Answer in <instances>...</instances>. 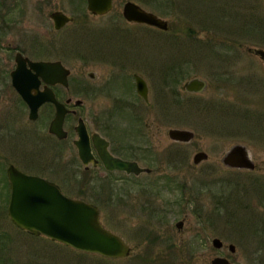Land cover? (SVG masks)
I'll list each match as a JSON object with an SVG mask.
<instances>
[{"label":"rangeland","instance_id":"rangeland-1","mask_svg":"<svg viewBox=\"0 0 264 264\" xmlns=\"http://www.w3.org/2000/svg\"><path fill=\"white\" fill-rule=\"evenodd\" d=\"M71 1L24 0L22 22L8 31L5 38L16 41L24 31L33 30L39 36L41 59L61 60L71 70V91L74 98L84 99L78 113L89 130L103 129L109 134L110 129L102 127L101 119L114 111L105 108L102 94L86 96L81 90L80 85L87 81L85 72L93 67L102 75L109 74L122 55L140 59L149 54L152 72L147 68L143 73L152 89V98L161 90L156 69L169 70L167 102L159 101L150 108L137 107V115L143 118L141 132L138 138L124 136L118 145L130 144L123 151L135 154L141 164H147L144 154L150 144L159 159L148 163L152 168L149 175L125 178L116 173V185L83 188L82 166L77 164L75 151L63 144L58 147L60 154L55 156L52 139L42 131L40 157L47 165L41 162L40 174L60 183L67 195L95 204L102 224L118 234L131 252L128 257L116 259L82 252L83 255L45 236L35 237L16 228L7 216L5 173L0 171V231L12 239L9 249L14 262L210 264L213 257L224 255L232 264H256L260 231L264 228V64L247 48L264 49V0H114L112 10L100 16L90 15L84 2ZM126 1L136 2L166 19L169 31L126 22L121 15ZM54 9L73 15L74 23L55 31L48 16ZM47 41L55 43L54 50L46 47ZM162 60L164 67L160 66ZM194 76L207 81L204 91H176L171 95L184 80ZM8 92L0 88V109L12 99ZM177 96L184 102L182 105L172 104ZM48 121L41 118L34 126L43 130ZM18 122L23 120L18 118ZM120 122L123 128L135 129L132 122ZM169 127L190 129L195 138L174 146L167 136ZM47 141L49 149L45 146ZM235 143L249 149L257 165L255 170L230 169L221 164L223 152ZM0 150L3 152L4 147L0 146ZM166 150L170 153L165 159ZM199 150L208 153V159L194 165L192 156ZM28 160L26 157L24 162ZM33 164L36 166L37 161ZM23 168L27 172L32 170L29 166ZM180 220L184 222L178 229L175 223ZM214 237L224 244H234L236 252L230 254L224 247L214 248ZM4 241L7 243V238Z\"/></svg>","mask_w":264,"mask_h":264},{"label":"flooded vegetation","instance_id":"flooded-vegetation-1","mask_svg":"<svg viewBox=\"0 0 264 264\" xmlns=\"http://www.w3.org/2000/svg\"><path fill=\"white\" fill-rule=\"evenodd\" d=\"M23 1L24 0H4V2L2 4H0V83L6 82V81L8 82V84H0V88L2 89V92H8L9 91L8 94H10V98H12L9 103L6 102L7 103L6 106H1V109H0V143H2V144H0V146L4 147V151L0 152V171H3L5 173V178L7 181L8 189H6L5 186H3L6 189L5 190L6 196H8L7 200H9V195H10L9 181L7 178L8 167L13 166V167L17 168L18 170H20L24 173L35 174V175L42 176L46 179H49V178L41 175L40 174L41 172L39 171L41 162H42L43 166L47 165V162H43V160L40 157V152L42 151V149H41L42 131H45L44 133H45L47 138L52 139L53 142H51L52 143L51 149H52L53 154L55 156H57V154H60V152L58 151V147H59V145L63 146V144L64 145L69 144V146L71 147V150L73 149L75 151L73 155L76 156L77 164L82 166L81 187H83V188H88V187L89 188H103L104 186H106L107 184H110V183L116 185V183L119 182L118 181L119 179L116 176V173H122L125 178L129 177L131 175L137 177L142 173L148 174V175L151 174L152 168H150L147 165H149L148 164L149 162L153 163L155 161H158L157 159H159V158H158V154L156 155L155 153H153L152 148H150V144L148 146H146L147 148L145 149V154H144L146 162H148V163L147 164H141V162H140L141 159L137 158L135 156V154H127L126 152L123 151L124 149L130 148V147H128V146H130V144L118 145V143L119 142L121 143V141L123 140L122 138L124 136L125 137L130 136V138H134V136H135L136 138H138L137 134H139L141 132L142 119L143 118H141L139 115H137L138 114L137 109H136L137 107H140V105H142L145 108H150L153 104H158L159 101H164V102L166 101L167 102V99H168L167 96L169 95V93H168L169 78H168L167 73L169 72V70L166 68L156 69V70H159L156 73L158 75L160 74L159 83H160L161 90L157 91V93L155 92L156 95L154 98H152V89L150 88V84H149L148 79L145 77V75L143 73V72L146 73L148 70H151V68H149V67H150L153 60L151 58H149V54H144L145 58H140V59L134 58L132 55L126 56V54H124L125 57H124V55H122L121 59L115 60V62H114L115 69L111 70L109 72V74H105V75L104 74L102 75L99 72L95 71L93 67L87 69V71L85 72V76L87 78V81L82 82V84L80 85V88L83 92L88 94L86 96H90L89 94H92V95L102 94L105 102L107 103L105 108L109 107L110 109H113L114 112H109L108 115L103 118V120L101 119V121L103 122L102 127H104V129H110V134L106 133L103 129H101V132L98 130L97 131L96 130H89L84 118L78 113V108H80L84 104V99L74 98V96L72 94V91H71L72 85L70 84V81H71V78H70L71 70H70L67 86H63V85H59V84H56L53 86L49 85V88L53 92L56 100H58L60 103H62L65 106V108L67 109V113H66V115L64 117V121H63V129L66 132V137L63 139H59L56 135L49 132V124L55 115V105L52 102L42 103L37 109L36 118H34V119L30 118V107H29V105L26 103V101L23 99V97L20 95V93L16 90V88L12 85L11 72L14 71L17 67V63H16L17 54H20L22 58H26L32 62L40 61V60H51L48 58L41 59L43 53L41 52L42 49L40 47L41 44L39 42V36L37 34H34L33 30H32V32H28V33L24 31L23 34L21 35V37L16 41L8 40L5 38L8 31H10L12 28L18 26L22 22V20L20 19V17H21L20 15H21V11H24V10H22V8H24L23 7ZM82 2H84V4H85V8H86L87 12L92 16L104 15V14L110 12L114 6V0H112L110 10L107 11L106 13L98 14V13H92L91 11H89L88 6H87V0H80V3H82ZM71 4H75L74 0L71 1ZM122 9H123V7H122ZM52 11H61V12L66 13L62 9H54ZM52 11H50V12H52ZM50 12H49V14H50ZM49 14H48V16H49ZM66 14L72 16L73 20L71 22L66 23L59 30L65 29L67 27V25L72 24L75 21V17L73 15H71L69 13H66ZM121 15H122L123 19L128 23L139 24L136 22H130L127 19H125L123 14H122V11H121ZM49 19L51 21L52 28L54 29L53 22H52V19L50 18V16H49ZM139 25H146V24H139ZM59 30H55V31H59ZM118 32H119V29L117 30L116 34ZM90 36H92V35H90ZM45 45L47 48H52L53 50L55 48V43H53L52 41L45 42ZM89 47L90 46H88V48ZM104 50H106V49H104ZM97 52H101V51L97 50ZM6 56H8L9 59L8 58L6 59ZM99 56H101V55H99ZM53 60H57V59H53ZM156 61L157 60L155 59V62ZM164 61L165 60H162V62L160 63L161 67H164L163 66ZM137 63H139V64H137ZM98 64H100V63H98ZM25 65L28 69L31 70L32 74L35 73V71L30 68L28 62H26ZM147 68H148V70H147ZM88 71H93L94 75L92 78L87 76L86 73ZM151 72H152V70H151ZM170 72L174 73L176 71L170 70ZM178 73H180V72H178ZM181 73H182V71H181ZM174 74L172 76H174ZM176 74H177V72H176ZM136 76H139L140 78H142L146 84L147 99H144L137 92ZM162 77H164V79ZM194 77H197V76H194ZM97 80L99 81L98 83H97ZM176 81H178V80H176ZM184 82H185V80L183 81V83ZM183 83L181 84L179 90H173L171 92L172 96L175 95L176 91H179L181 93L195 94L193 92L184 91L182 89ZM44 87H45L44 83L41 82L37 86V89L43 90ZM178 96H179V94H178ZM178 96L172 100V104H175L177 106L182 105L184 103L178 99ZM69 99H70V101L67 102V100H69ZM76 99L82 100V104L79 106H76L74 104V101ZM164 106H165V103H164ZM134 109H135V111H133ZM133 114H134V116L131 117ZM49 115H52V116H49ZM128 115H130L129 116L130 118L128 117ZM80 117L84 120L88 134H89L90 152H91L92 157H93L89 161L87 166H85L81 162V160L79 159L78 154H77V148L74 144V140L77 137L76 131H75V126H76V123ZM18 118H21L23 120V122L19 123ZM41 118L49 119L47 126L44 127L43 130L40 127L34 126V124L38 123ZM119 120L120 121L124 120L125 122H132L133 124H135L134 125L135 129L133 127L130 129H129V127L123 128L120 125V123H124V122H120ZM73 121H75L74 125L72 124ZM130 125L131 124H129V126ZM145 126H146L145 123H143V128ZM170 128H179V127H169L167 129V132ZM94 133H97L99 136V144L98 145H95V143L93 141L92 134H94ZM194 134H195V132H194ZM73 135H74V137H73ZM194 138H195V136H194ZM194 138L191 141H193ZM169 140H171V139L169 138ZM8 141H10L9 144H8ZM171 141L173 142L174 146L185 145L186 143L191 142V141L180 142V141H175V140H171ZM45 146L49 149V142L48 141L45 144ZM100 148L104 149L110 155H112L114 157H118V158H121V159L126 160V161L135 162L138 165V167L143 168V169L147 168V169H150V171L149 172H145V171L143 172L142 171L138 174H135L133 172L127 173L125 171H120V170H108L104 166L103 160L99 154V150H101ZM62 149H63V147H62ZM139 149L142 150L141 148H139ZM59 150H61V149L59 148ZM0 151H2V150H0ZM43 151H45V150H43ZM199 151H203V150H199ZM169 153H170L169 150L165 151V154H164L165 159H166V156L168 158ZM207 155H208V153H207ZM26 157H29V160L27 162H24V159H26ZM160 159L163 161L162 158H160ZM165 159H164V161H166ZM35 160L37 161L36 166H34V164H33V162ZM4 163H5V167H3ZM164 164H166V162ZM23 166L32 167L33 171L31 170V172H33V173L25 171ZM226 168H228V167H226ZM256 168H257V166L255 167V169ZM230 169L253 171V170H246V169H241V168H230ZM49 180H51V179H49ZM169 180L170 179H168V181ZM51 181H53V180H51ZM54 183H56L60 187L61 191L64 194H66L62 190L63 186L60 183H58V182H54ZM183 222H184V220H183ZM260 233H262V236L260 238L261 243H260V245L257 246V248L259 250V256H258V260H257L256 264H264V228H263V230L260 231ZM222 243H223L222 246L220 248H216V249H221L224 247L230 252V250L228 249V244H230V243L224 244L223 241H222ZM235 248H236V246H235ZM235 252H236V250H235ZM234 253L230 252V254H234ZM218 256H222V255H218ZM223 257L228 259V257H226L224 255H223Z\"/></svg>","mask_w":264,"mask_h":264},{"label":"water","instance_id":"water-1","mask_svg":"<svg viewBox=\"0 0 264 264\" xmlns=\"http://www.w3.org/2000/svg\"><path fill=\"white\" fill-rule=\"evenodd\" d=\"M112 0H87V6L92 13L103 14L110 10ZM122 14L128 21L143 23L160 30H169L166 19L146 11L133 1H126ZM55 30H59L73 17L61 12L52 11L49 14ZM248 52L256 54L264 64V49L247 48ZM28 62L35 73H31L25 63ZM17 67L11 72L12 85L20 93L30 107V118H36L38 107L44 102H52L55 105V115L49 124V132L59 139L66 137L63 129L64 117L67 113L65 106L56 100L49 85L56 84L67 86L70 69L64 66L60 60L30 61L16 56ZM88 77H93V71H88ZM43 82L45 87L38 90L37 86ZM207 82L200 77H191L182 85L186 92L199 93L206 89ZM137 92L147 99V87L142 78L136 76ZM34 90V91H33ZM67 100V102H69ZM76 106L82 104V100L74 101ZM76 139L74 144L81 162L87 166L93 158L90 152L89 134L84 120L80 117L75 126ZM171 140L180 142L191 141L195 134L185 128H170L167 132ZM95 145L99 144L97 133L92 134ZM99 154L104 166L108 170H120L127 173L138 174L149 172L150 169L140 168L135 162L126 161L110 155L100 148ZM208 159L204 151H198L192 156V163L199 164ZM222 165L228 168H241L254 170L257 166L252 159L248 148L240 143L232 144L220 158ZM10 195L7 204V216L10 222L18 229L38 237L45 236L51 241L59 242L76 251L96 254L105 258H125L130 255V246L116 233L107 229L100 221L98 207L80 198L64 194L60 187L53 181L35 174L24 173L10 166L7 169ZM183 220L175 223L176 228L181 229ZM211 244L215 248L222 246V241L214 237ZM228 249L234 253V244H228ZM210 264H231L223 256H215Z\"/></svg>","mask_w":264,"mask_h":264},{"label":"trees","instance_id":"trees-1","mask_svg":"<svg viewBox=\"0 0 264 264\" xmlns=\"http://www.w3.org/2000/svg\"><path fill=\"white\" fill-rule=\"evenodd\" d=\"M3 2L4 0H0V4H2ZM4 179H5L4 186L6 189H8L5 176H4ZM7 199H8V196H6V199H5L6 202L8 201ZM6 238H7V243L4 241V239ZM10 243L12 244V239L10 235L3 233V231H0V264H19L17 262H14V257H12L10 254V249H9ZM79 254H83V253L80 252Z\"/></svg>","mask_w":264,"mask_h":264}]
</instances>
